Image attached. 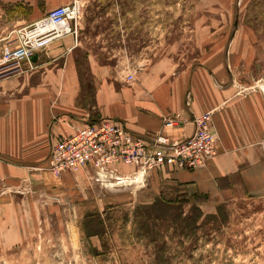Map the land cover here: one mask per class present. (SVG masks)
Returning <instances> with one entry per match:
<instances>
[{
  "label": "rangeland",
  "instance_id": "obj_1",
  "mask_svg": "<svg viewBox=\"0 0 264 264\" xmlns=\"http://www.w3.org/2000/svg\"><path fill=\"white\" fill-rule=\"evenodd\" d=\"M72 2L82 79L103 69L118 83L142 76L152 83L204 64L236 94L264 99V0ZM19 15V25L29 22ZM6 36L1 58L16 46L12 30ZM82 169L47 166L56 181L29 176L2 190L34 220L25 242L0 244V264H264V192L236 190L209 202L180 192L137 204L119 200L126 190H111L120 186H105L92 172L81 182ZM102 193L118 201L90 199Z\"/></svg>",
  "mask_w": 264,
  "mask_h": 264
},
{
  "label": "crops",
  "instance_id": "obj_2",
  "mask_svg": "<svg viewBox=\"0 0 264 264\" xmlns=\"http://www.w3.org/2000/svg\"><path fill=\"white\" fill-rule=\"evenodd\" d=\"M72 1L0 0V46L6 35L19 26L20 13L28 14L26 19L31 22ZM77 46V36L55 40L36 56L33 68L24 67L0 80L1 245L25 242L29 222L34 220L28 210H21L18 196L2 190L16 187L29 176L44 183L56 181L44 170L52 141L100 119L119 122L144 138L161 134L180 140L192 134L194 117L210 112L219 137L217 154L206 167L156 168L144 187L111 189L126 190L119 194V200L126 197L130 203L153 204L165 200L164 196L176 198L185 192L204 196L209 202L236 190L264 192V99L259 94H236L221 82V73L204 64L184 76L152 83L147 76L118 83L103 69L92 70L90 80H84L76 66ZM150 73L152 78L161 77L154 71ZM167 120L172 124H166ZM119 166L125 173L133 169L130 164ZM83 169L76 176L81 182L83 174L92 172L91 168ZM66 180H59L63 187ZM109 194L90 199L103 205L118 201Z\"/></svg>",
  "mask_w": 264,
  "mask_h": 264
},
{
  "label": "built area",
  "instance_id": "obj_3",
  "mask_svg": "<svg viewBox=\"0 0 264 264\" xmlns=\"http://www.w3.org/2000/svg\"><path fill=\"white\" fill-rule=\"evenodd\" d=\"M77 9L75 2L59 5L40 18L14 28L16 46L0 60V80L33 68L32 57L38 56L53 41L68 35L75 37L72 20ZM193 122L192 134L176 140L161 134L144 138L129 132L119 122L100 119L52 141L48 167L54 173L91 168L95 180L107 182L110 187L141 188L156 168L197 170L206 167L217 154L219 137L210 112L194 117ZM166 124L172 121L167 120ZM120 164H130L133 169L122 172Z\"/></svg>",
  "mask_w": 264,
  "mask_h": 264
},
{
  "label": "water",
  "instance_id": "obj_4",
  "mask_svg": "<svg viewBox=\"0 0 264 264\" xmlns=\"http://www.w3.org/2000/svg\"><path fill=\"white\" fill-rule=\"evenodd\" d=\"M32 60L35 61V60H36V56H33V57H32Z\"/></svg>",
  "mask_w": 264,
  "mask_h": 264
},
{
  "label": "trees",
  "instance_id": "obj_5",
  "mask_svg": "<svg viewBox=\"0 0 264 264\" xmlns=\"http://www.w3.org/2000/svg\"><path fill=\"white\" fill-rule=\"evenodd\" d=\"M204 197V196H203ZM205 198V197H204ZM204 198H202V199H200V201H203L204 200Z\"/></svg>",
  "mask_w": 264,
  "mask_h": 264
}]
</instances>
